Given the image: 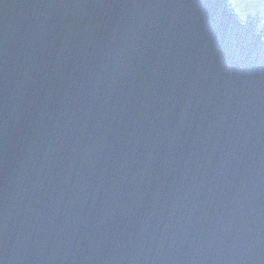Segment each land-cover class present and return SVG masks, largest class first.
<instances>
[{"label":"water","instance_id":"water-1","mask_svg":"<svg viewBox=\"0 0 264 264\" xmlns=\"http://www.w3.org/2000/svg\"><path fill=\"white\" fill-rule=\"evenodd\" d=\"M0 264H264L257 22L0 0Z\"/></svg>","mask_w":264,"mask_h":264},{"label":"rangeland","instance_id":"rangeland-1","mask_svg":"<svg viewBox=\"0 0 264 264\" xmlns=\"http://www.w3.org/2000/svg\"><path fill=\"white\" fill-rule=\"evenodd\" d=\"M232 1L230 0L233 9L234 10L237 9L239 15L241 16H244L242 11H246V9L251 10L249 14L252 16L250 17H253L255 18V20H258V26L260 27V29L264 30V0H259V4L257 6L253 5V0H232ZM249 14H246L245 17H248Z\"/></svg>","mask_w":264,"mask_h":264},{"label":"trees","instance_id":"trees-1","mask_svg":"<svg viewBox=\"0 0 264 264\" xmlns=\"http://www.w3.org/2000/svg\"><path fill=\"white\" fill-rule=\"evenodd\" d=\"M238 3V2H237ZM239 4V3H238ZM259 4V0H253V5L254 6H257ZM245 7H247V6H245ZM251 10H248V9H246V11H242L245 15L246 14H249V12H250Z\"/></svg>","mask_w":264,"mask_h":264},{"label":"clouds","instance_id":"clouds-1","mask_svg":"<svg viewBox=\"0 0 264 264\" xmlns=\"http://www.w3.org/2000/svg\"><path fill=\"white\" fill-rule=\"evenodd\" d=\"M232 1V0H231ZM233 2V1H232ZM235 3V2H234ZM235 6V5H234ZM233 7V6H232ZM235 11H237V9L235 10ZM237 13L239 14V12L237 11ZM244 14V13H243ZM250 16H252V15H248V17L251 19V20H255V18H253V17H250ZM243 18H246V19H248V17H245V14H244V16H242ZM256 22H257V24H258V20H255Z\"/></svg>","mask_w":264,"mask_h":264},{"label":"bare ground","instance_id":"bare-ground-1","mask_svg":"<svg viewBox=\"0 0 264 264\" xmlns=\"http://www.w3.org/2000/svg\"><path fill=\"white\" fill-rule=\"evenodd\" d=\"M241 16V15H240Z\"/></svg>","mask_w":264,"mask_h":264}]
</instances>
